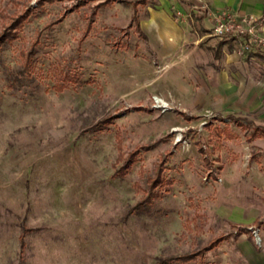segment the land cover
<instances>
[{
    "label": "rangeland",
    "instance_id": "obj_1",
    "mask_svg": "<svg viewBox=\"0 0 264 264\" xmlns=\"http://www.w3.org/2000/svg\"><path fill=\"white\" fill-rule=\"evenodd\" d=\"M78 1L0 0V31L1 14L33 10L0 51V264H158L218 236L227 238L205 253L207 264H247L237 243L253 240L236 232L231 216L264 220V194L251 180L264 175V165L259 174L251 162L264 163V137L249 142L248 119L242 131L178 99L198 87L196 69L178 63L179 55L152 54L131 20L126 1L134 0L96 9L84 38L87 15L102 0L68 12ZM146 7H138L141 21ZM21 50L35 54L30 75ZM65 72L80 82L59 91ZM152 95L170 107H153ZM108 115L112 123L93 131ZM117 136L125 153L149 146L123 177L113 176ZM162 158V197L138 207Z\"/></svg>",
    "mask_w": 264,
    "mask_h": 264
},
{
    "label": "crops",
    "instance_id": "obj_2",
    "mask_svg": "<svg viewBox=\"0 0 264 264\" xmlns=\"http://www.w3.org/2000/svg\"><path fill=\"white\" fill-rule=\"evenodd\" d=\"M136 1H126L132 7L131 20L135 10L143 39L152 54L166 61H172L179 55L178 63L185 68L192 65L196 69L198 87L191 90L192 97H186L183 92L179 93L178 99L187 102L189 109L193 104L210 108L220 115H215L213 120L231 123L242 131L248 128H242L232 120L243 122L248 119L258 128L257 136L249 142L263 139L264 50L240 53L238 41L211 36L209 15L230 12L262 19L261 33L264 35V0H157L158 5L145 0L134 9L132 3ZM140 5H147L142 21L138 16ZM232 130V126H225L223 132L230 136ZM249 134L245 137L247 141ZM251 162L260 174L259 167L264 163L255 156ZM249 163L247 161V166ZM255 177L251 179L252 183H257L259 192L264 194V175ZM231 219L236 223L233 226L240 236L245 233L251 236L249 226L259 227L260 248H256L252 236L253 243L242 238L237 245L247 264H264V220L240 212L234 213Z\"/></svg>",
    "mask_w": 264,
    "mask_h": 264
},
{
    "label": "trees",
    "instance_id": "obj_3",
    "mask_svg": "<svg viewBox=\"0 0 264 264\" xmlns=\"http://www.w3.org/2000/svg\"><path fill=\"white\" fill-rule=\"evenodd\" d=\"M55 1H65V0H36L35 7H42L45 3H52ZM89 1H95V0H79L75 5L72 6V8H69L67 11L72 12L76 11L79 7L87 4ZM113 1L116 0H102L95 4L93 6V11L89 16L87 15L86 19V26L85 30L83 32L82 38L86 37L89 31L92 28L93 23V15L95 14V10L99 9L101 7H104L106 5H109ZM145 0H138L136 2H133L132 5L134 9H136V6L140 3H144ZM130 3V2H126ZM33 13V10L30 6H27L26 8L22 9L20 12H16L12 15L7 14H1V17L3 20L2 28L0 31V51L2 47L8 43L13 41L14 39L19 38L20 31L22 30L24 24L29 20V17ZM66 13L64 12L63 16ZM132 21L135 25V31L138 33L140 37H144L143 33L140 31L138 20L136 17V11L134 10V14L132 16ZM61 22V18H56L53 21H50L46 24V28H51L54 25ZM20 55L22 60L24 61L22 65V71L26 73L27 75H30L32 73L33 69V59L35 54L32 52V50H21ZM60 82L56 84V87L59 91L64 89L65 85L70 81L73 83L80 82L79 78L75 75H70V73L65 72L63 76L59 77ZM137 110H140L141 108H136ZM114 119V116L108 115L104 119L98 121L93 126V131L100 132L108 127L112 123V120ZM236 125L241 126L242 128H246L245 125H243V122H240L237 119L232 120ZM257 130L258 128L252 127V131L250 132L248 136V141H251L253 138L257 136ZM225 131V130H224ZM263 133V131H262ZM218 135H220V132H217ZM117 141V157L115 159V171L113 173L114 177H123L126 175V173L129 171L131 165L137 160V156L144 151H148L149 146H146L144 144L135 146L130 152L125 153L122 149L121 140L119 136L116 137ZM202 150V148H200ZM165 159L162 158L160 162L157 164L154 175L152 177H147L146 179V188L143 191V196L141 200L138 203V207H147L152 205L156 200L160 199L162 197V191L165 181H164V170H165ZM137 209V207H135ZM24 233L23 231L20 234L19 241H20V247L23 249L25 247V242L23 240ZM227 236H218L213 239H211L205 246H203L200 249L192 250L187 253H183L176 256H171L163 259L158 260V264H189L191 262H194L196 264H207L205 261V253L208 251H211L215 249L223 240H225Z\"/></svg>",
    "mask_w": 264,
    "mask_h": 264
},
{
    "label": "built area",
    "instance_id": "obj_4",
    "mask_svg": "<svg viewBox=\"0 0 264 264\" xmlns=\"http://www.w3.org/2000/svg\"><path fill=\"white\" fill-rule=\"evenodd\" d=\"M211 27L210 35L239 42L240 53L253 50H264V35L262 30V19L250 15H236L230 12L220 14H210ZM153 107L166 111L170 107V102L159 95H152ZM207 117L214 119L212 112H207ZM181 141V136L176 138L175 143ZM220 181V179H218ZM254 243L261 246L262 238L259 227L252 225L248 227Z\"/></svg>",
    "mask_w": 264,
    "mask_h": 264
}]
</instances>
